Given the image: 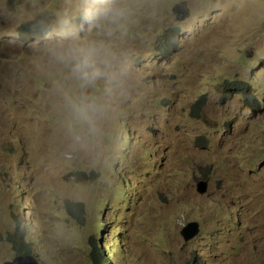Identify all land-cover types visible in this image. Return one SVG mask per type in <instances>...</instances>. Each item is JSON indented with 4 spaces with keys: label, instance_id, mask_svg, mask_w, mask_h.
<instances>
[{
    "label": "rangeland",
    "instance_id": "374dc122",
    "mask_svg": "<svg viewBox=\"0 0 264 264\" xmlns=\"http://www.w3.org/2000/svg\"><path fill=\"white\" fill-rule=\"evenodd\" d=\"M19 27L0 28V264L19 228L39 264H264V0H160L97 159L64 158Z\"/></svg>",
    "mask_w": 264,
    "mask_h": 264
},
{
    "label": "clouds",
    "instance_id": "9594fccd",
    "mask_svg": "<svg viewBox=\"0 0 264 264\" xmlns=\"http://www.w3.org/2000/svg\"><path fill=\"white\" fill-rule=\"evenodd\" d=\"M159 3L0 0V28L27 24L37 33L31 41L32 70L47 80L65 159L103 154L118 102L135 73L131 41L156 17Z\"/></svg>",
    "mask_w": 264,
    "mask_h": 264
},
{
    "label": "trees",
    "instance_id": "16d2710c",
    "mask_svg": "<svg viewBox=\"0 0 264 264\" xmlns=\"http://www.w3.org/2000/svg\"><path fill=\"white\" fill-rule=\"evenodd\" d=\"M18 34L22 37L27 38L28 40L35 39L37 33L33 31L32 27L30 25H21L18 29ZM171 43V41L168 42V45ZM166 45H161L159 48L161 55L168 57L170 55V52L166 50ZM239 86H243L246 89L251 88L250 86L246 84L237 83ZM202 107V102H199L194 105L193 110L194 112H197L200 107ZM197 116H200L199 113H197ZM74 208H79L78 210H74ZM70 212L74 215L79 216V218L82 217L81 213H86V205L84 203H80L75 205V207H72L70 209ZM13 245L14 250L16 251V255H33L35 248L32 243L27 242L26 235L24 232L19 228L15 233L8 235L7 240Z\"/></svg>",
    "mask_w": 264,
    "mask_h": 264
},
{
    "label": "water",
    "instance_id": "95a60500",
    "mask_svg": "<svg viewBox=\"0 0 264 264\" xmlns=\"http://www.w3.org/2000/svg\"><path fill=\"white\" fill-rule=\"evenodd\" d=\"M173 12L178 21H186L192 15V10L188 1H183L176 4L173 8ZM209 181H202L199 185L198 192L205 194L208 190ZM200 233V227L196 222L187 224L182 230L181 234L184 241L188 242L195 238ZM5 264H39L38 260L32 255H19L13 260L7 261Z\"/></svg>",
    "mask_w": 264,
    "mask_h": 264
}]
</instances>
